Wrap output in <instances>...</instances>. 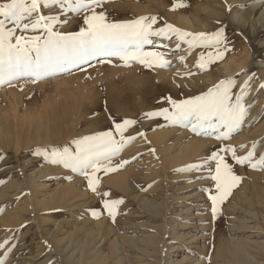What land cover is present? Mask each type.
<instances>
[{
	"label": "rangeland",
	"instance_id": "rangeland-1",
	"mask_svg": "<svg viewBox=\"0 0 264 264\" xmlns=\"http://www.w3.org/2000/svg\"><path fill=\"white\" fill-rule=\"evenodd\" d=\"M173 1L174 3H172ZM177 4L182 6H176ZM101 10L106 12L109 21H125L141 16H155L156 22L153 24V28L172 25L191 34L205 33L210 35L223 29L225 42L219 46V51L223 53V57L215 58L217 55L216 47L196 44L189 48L187 41L192 39L191 36L185 39H177L176 35L172 34L170 39L153 37L154 43L144 46L145 51H157L163 54V59L169 63L162 67L157 66L155 62L151 67H145L144 64L135 60H130L125 64L119 57L115 56L110 58L95 57L85 63L71 67L69 70L44 76L35 82L31 77L23 76L17 77L11 82L0 83V111L15 112L17 115L24 116L36 110L49 109L50 106H53L54 110L49 118V120L52 119L51 122L47 120V127L44 128V134L49 133L48 138L51 142L22 144L18 150H15L12 143H7V147L6 144L0 147V195H2L0 196V243L7 241L3 247H0V257L3 258L4 264H70L65 259L66 253L61 251L63 246L54 245V237L52 236H57V238L66 236L69 234L68 230H72L74 226H86L88 219L92 221L104 220L105 224L113 227L114 232H119H116L115 236L133 235L134 230H129L128 233L124 230L132 226L135 218L140 223H160L162 221L161 216L155 218L152 216L153 214L140 206L142 194L151 200L165 198L168 201L172 199L168 201L172 206L171 209L167 210L168 221L173 222L177 217V219H181L179 220L181 224H185V226L178 225L175 230L181 229L179 232L188 239L185 241L187 243L180 242V250L168 248L169 251L166 250L163 257V264H169L170 257H172L171 260H174L179 259L182 255H188L192 258L191 261L198 260L201 253L197 246L200 244L197 245L193 237L201 233L207 234L209 240L216 235H218L217 238L220 236L221 245L225 244L231 236L246 240L250 235L262 240L264 235L259 231V227L264 228V222L260 219L258 222H250L247 219V224L253 225L255 223L254 228L249 231L236 228L234 232L229 226H231L230 221L232 219L230 201L235 191L237 189L243 190V187L247 186V192H250L251 185L256 178L255 175L259 174L258 176L261 178L264 174V168L253 169L248 164H239L232 159L230 153L221 152L231 165L235 175L240 179L236 186L231 189L228 198L219 205L218 217L216 216L218 220L215 221L214 225L210 220L212 213L208 210V205L207 208H202L208 202L205 198L204 200L200 199V196H204L205 193L208 196L216 194L215 181L211 179L209 172V169L214 172L215 162L208 160L207 163H204L206 158L212 152L219 151L224 145L229 144L234 146L237 155L246 154V151L251 147L247 148V140L239 141L240 137L245 136V130L250 134L264 121V88L260 87L261 84H264V17L260 18V13L264 11V0H104ZM41 11L45 15L51 14L50 9L42 8ZM177 11H181L183 14L186 12V15H190L191 26L194 27L189 30V27L187 28L183 24H174L175 21H171L169 14ZM82 15L66 14L67 23H58L54 26L55 30L60 32L79 31L80 27L84 26ZM58 18L65 17L62 14ZM21 34L19 30L16 32V35ZM27 34H39V32L29 31ZM225 47L228 49L227 51H225ZM198 61L205 64L204 69H200ZM249 77H251L250 80ZM226 78H232L234 82L232 86L233 98L236 93L241 92V85L246 80L248 81V86L244 89L243 103L246 106L250 105L240 128L231 133L226 140L216 139L215 134H197L191 131V126L184 127L180 124L169 123L163 116L145 118L143 115L160 108L170 109L171 106L167 102L169 96L174 100L198 96ZM77 101L78 104H76ZM125 119L136 121V123L129 125L124 132L125 136L135 138L125 144L109 161H104V165L113 170L105 171L104 168H101L95 177L99 181L97 185L99 192L106 191L109 193L105 199L122 200V203L116 207V215L113 219L104 208L101 195L88 187L87 179L79 172L64 167L63 164L52 163L50 156L54 148L62 151L67 147L69 151L74 152L76 148L74 140L100 132L111 131L119 140L120 136L115 132L113 121L122 123ZM163 125L172 126L176 130L184 132L182 140L196 137L206 141V145L202 148L203 152L191 161L192 163H199L201 167L194 170L190 176L183 175L182 178L171 176L176 170L175 166L164 164L162 157L154 156L151 152L152 144L147 139V133ZM140 132H143L144 135H137ZM241 145L245 147L242 148ZM260 153H264V145L261 150L255 148L256 158ZM35 166L42 168L46 166L50 169V174L44 178V180L46 179L45 182L48 183V191L54 189L55 186L71 183L81 191L83 190L86 196L90 195L93 199L94 197L97 198L94 203L96 204L95 208H89L85 201L87 200L86 197L82 196L73 198L76 200L82 198L77 202L80 204L77 207L74 206V203L60 209L54 208V205L46 210L34 208V204L32 207V202L35 203V199L40 198L41 191L30 189V193V185L23 180L24 175ZM150 168H156L155 173L147 175ZM121 173H125L129 189H116L108 182L111 177ZM163 176L165 177L164 180ZM196 177L200 178L197 179ZM175 188L179 189L176 190ZM2 189L4 190L1 191ZM209 202L211 205V200ZM23 203L27 205L24 209L21 208ZM140 207L141 210H139ZM188 208L190 209L188 210ZM196 208H202L204 211L198 209L201 212L196 214ZM78 209L84 210L85 213L83 211L76 213ZM92 210L98 211V214L90 216L88 211L93 212ZM177 214L180 216L178 215V217ZM199 214H202L200 218ZM16 218L23 221L17 223L15 222ZM5 221L6 223H4ZM123 224L127 226L124 228ZM88 225L91 226V221L88 222ZM229 228H231L230 231ZM63 229L67 231V234H62ZM171 230L174 228H168L166 232V234L169 233L170 237L164 235L167 242L173 241ZM136 232V234H142V229L141 231L138 229ZM80 235L82 234L80 233L78 236ZM65 241L63 243H66ZM172 241L170 243H179ZM105 245L107 248V243ZM125 249H121V255ZM171 249L175 251L171 252ZM221 251H224L223 247L220 248V256L215 264H244L232 260L231 257L228 260L229 257L224 255L226 253L221 254ZM167 252L169 253L167 254ZM5 253L7 254L5 255ZM131 253L125 254L129 259V261L125 259L127 261L125 264H139L140 260L136 254ZM135 258L137 262L134 260ZM131 259L133 260L131 261ZM111 262L112 260H109L107 264ZM112 264L117 263L112 262Z\"/></svg>",
	"mask_w": 264,
	"mask_h": 264
},
{
	"label": "snow or ice",
	"instance_id": "snow-or-ice-1",
	"mask_svg": "<svg viewBox=\"0 0 264 264\" xmlns=\"http://www.w3.org/2000/svg\"><path fill=\"white\" fill-rule=\"evenodd\" d=\"M103 3L104 0H3L0 2V83L11 82L23 76L31 77L35 82L44 76L69 70L95 57L115 56L125 64L135 60L145 67H151L153 62L162 67L169 63L163 59V54L157 51H145L144 46L153 44V37L170 39L172 34H175L177 39L191 36L192 39L187 41L189 48L196 44L216 47L215 58L223 57V53L219 51V46L225 42L223 29L209 35L183 32L172 25L153 28L156 22L155 16L109 21L106 12L101 10ZM42 8L50 9L51 14H43ZM68 13L77 16L83 14L84 26L77 32L56 31L55 25L67 23ZM62 14L65 18H58ZM18 30L21 35H16ZM29 31L39 34L28 35ZM227 50L225 47V51ZM209 56L211 57V54ZM197 63L200 69H204L203 62ZM233 83L232 78L222 79L207 92L184 100H174L169 96L167 102L171 106L170 109L160 108L143 115L145 118L163 116L169 123L184 127L191 126V131L197 134H215L216 139L226 140L231 133L240 128L247 108L250 107L243 103L244 89L248 86V81L241 85V92L236 93L234 98ZM260 87L264 88V84ZM113 123L115 132L120 136L119 140L111 131L83 136L73 141L76 145L74 152L69 151L67 147L62 151L54 148L50 159L52 163L63 164L64 167L82 174L88 181V187L101 195L104 208L114 219L116 207L122 203V200L105 199L109 193L99 192L97 188L99 181L95 177L101 168L105 171L113 170L106 167L104 161H109L125 144L135 138L125 136L124 132L136 121L125 119L122 123L115 121ZM137 135L144 134L140 132ZM241 147L245 146L241 145ZM255 148L256 143L253 142L246 154L237 155L233 145H224L219 151L212 152L204 161V163L208 160L215 162L214 172L209 169L211 179L215 181L216 186V194L209 197L213 220L218 214L219 205L228 198L231 189L240 179L221 152L230 153L232 159L239 164H248L253 169L264 168V153H260L256 158ZM200 167L199 163L194 162L179 171H194ZM93 215H96L95 210ZM4 243H0V247H3ZM0 264H4L2 257Z\"/></svg>",
	"mask_w": 264,
	"mask_h": 264
},
{
	"label": "bare ground",
	"instance_id": "bare-ground-1",
	"mask_svg": "<svg viewBox=\"0 0 264 264\" xmlns=\"http://www.w3.org/2000/svg\"><path fill=\"white\" fill-rule=\"evenodd\" d=\"M172 3H174V1ZM177 3H179V2H177ZM185 13L183 14L181 11H177L175 13L169 14V18L171 19V21L172 20L175 21V23L173 22L174 24H176V25L177 24H183L187 28L189 27L188 29L190 30L194 26H191L192 21H191L190 15H186ZM262 17H264V11H262L260 13V18H262ZM76 104H78V101ZM79 109H80V107H79ZM70 110H72V109H70ZM77 110H78V108H77ZM53 111H54L53 106H50V108L49 109L47 108L46 110L45 109L41 110V111L36 110V111L32 112L31 114H26L24 116L17 115L15 112L14 113L13 112H7L5 110L0 111V147L4 146V144H6V147H7V143H12L14 145L15 150H18V149H20V147H22V144L28 145L31 142H36V144H37V142L45 144L44 142L50 141L48 138L49 133L44 134V132H45L44 128L47 127L46 121L49 120ZM66 112H64V113H66ZM54 115H56V114H54ZM51 120H49V121L51 122ZM52 135H54V134H52ZM182 135H184V132L176 130L172 126H165V125L158 126L154 129L150 130L147 133V139L152 144V151L151 152L154 154V156L162 157V161L164 164H168L170 166H175L176 170L174 171V173L171 176H174V177L178 176V178H182L183 175L190 176L193 173V171H188V170L179 171V169H182L186 165H189L195 156H197L203 152L202 148L206 145V143H205L206 141L204 142L203 140L196 138V137L190 138L188 140H182ZM244 135L245 136L240 137L239 141L247 140V148L252 147L253 142H255L256 143V149L261 150L262 146L264 145V121L261 122L256 127V129L253 130V132H251L250 134L247 130H245ZM54 137H56V136H54ZM191 164H192V162H191ZM155 169L150 168L149 174H147V175L154 174ZM125 173H127V172H125ZM125 173H121L119 175L111 177L108 180V182L113 187H115L116 189H121V190L122 189L123 190L129 189V187L127 186ZM49 174H50V169L46 168V166H45V168H42L40 166H35L32 169H30L26 175H24L25 177H24L23 181L26 184L30 185L29 191H30V189H36V190L41 191L40 192V198L35 199L36 200L35 203L32 202L31 195H30V201L32 202V207L34 204V208H38L39 210H46V209H49L51 206L54 205V208L60 209L61 207H64L67 205L71 206V205H73V203H74V206L77 207L78 205H80L77 202L79 200H81L82 198H79V200H76L73 198L82 196V197H86L87 200H85V201H86V204L89 206V208H91V209L95 208L94 206L96 204H94V203H95V200L97 201V198L94 197V199H93L92 197H90V195L86 196V194L83 190H82L83 191L82 192L77 186L71 185V183L70 184L69 183L61 184V185H58L57 187L55 186L54 189H52L51 191H48L47 190L48 183L45 182L46 179L44 180V178L47 177ZM143 175H144V173H143ZM258 175H255L256 178L254 179V181L251 185V191L250 192H247L248 187L244 186L243 190L237 189L235 191L234 195L232 196V199L230 201L231 202L230 212L232 213V219L230 221L231 226H229V225L228 226L232 227L234 232H235L236 228L247 230V231L252 230L254 228L255 223L253 225H249V224H247V219H249L250 222L251 221H257L258 222V219H260V221L264 222V174H262L261 178H259ZM166 177H167V175H166ZM164 179H165V177L163 176V180ZM18 181H20V180H18ZM18 186H19V184H18ZM5 187L7 188V185H5ZM8 187H9V185H8ZM178 189L179 188H177L176 190H178ZM3 190L4 189H2L1 191H3ZM30 193H31V191H30ZM32 194L34 195L35 193L33 192ZM196 195H197V193H196ZM0 196H2V195H0ZM175 196H177V195H175ZM140 197H141L140 206L143 209L149 211L151 214H153L152 216H155V218H156V216H161L162 221L160 223H157V222H152V223L151 222H141L140 223L138 221V219L135 218L134 221L132 222V226L130 228H128V229L126 228V230H124L126 233H128L129 230H134L133 235L121 234V236H117V235L115 236V233L117 231L114 232L113 227H111V225L105 224L106 222H104V220L92 221V220L88 219L87 222L85 221L87 223L86 226L83 225V226L79 227V225L78 226L76 225V227L74 226V228L72 230H70V231L68 230L69 234H67L66 233L67 231H64V229H63L64 232H62V234L63 235L67 234L66 236L62 235L63 237H58V238H57V236H52V237H54V245L58 244V247L60 245L63 246V249L61 251H64L66 253L65 259L70 264H88V263H90V264H107V262H109V260H112V262H116L117 264L118 263L119 264H125V263H127V261H129L128 257H126L125 254L130 253V252H132L134 255L136 254L138 259L140 260L139 264H163V257H164L166 250L169 251L170 248H172V249L175 248V250H180V247H181V245H179L180 242L183 243L186 240H188L185 238V235L183 233L179 232L181 229L179 231L175 230V228L177 229L178 225L185 226V224H181V222H179V220H181V219H177V217L175 218L174 216L173 217L175 218V220L177 219V222L175 220H173V222L168 221L167 210L172 208V206H170V203L168 201L169 200L171 201L172 199H169L168 201L165 198L162 200H160V199L154 200L153 199L154 200L153 201L148 196H144L143 194ZM171 197L173 198L172 195H171ZM179 197H175V198H179ZM209 197L210 196H208V194L205 193L204 196H200V199L202 198V200H204V198H205L206 202H208V204L203 205L202 208L206 207L208 205V207L210 208V209L208 208V210L211 211V205L209 202L210 201ZM31 202H30V204H31ZM99 203H100V201H99ZM136 203H138V201H136ZM22 205L23 206L21 208H23V209L25 208V206H27V205H25V203H23ZM83 205H84V202H83ZM229 205H230V203H229ZM141 207L139 210H141ZM185 208H183V209H185ZM202 208H196V214H198V212L204 211V209H202ZM189 209L190 208H188V210ZM198 209H201V211H198ZM180 210H182V208H180ZM82 211L84 212V210L78 209L76 211V213H81ZM191 211H188V212H191ZM88 212H89L88 214L90 216H94L93 212H91V211H88ZM179 213H181V212H179ZM97 214H98V211H96V215ZM178 215L179 214H177V216ZM198 216L200 218V216H202V214H199ZM217 217H218V215H217ZM210 220H212L213 225H214L215 221L218 219L215 218L213 220V218L211 216ZM21 221H23V220H20V218L15 219V222H17V223L18 222L21 223ZM89 221H91V226L88 225ZM54 222L56 223V221H54ZM240 222H241V224H239ZM4 223H6V221ZM127 223H128V221H127ZM82 224H84V223H82ZM124 224H123V227L125 228L127 225L124 226ZM259 225H260V223H259ZM171 227L174 228V230H171L173 233V234L171 233V235H172L171 237H173V241L172 240L171 241L172 242H179L178 244L170 243L171 241H169V242L166 241V237L164 235L166 234L167 229L171 228ZM202 228H204V227H202ZM138 229L140 231L142 229V234H140V233L136 234L137 233L136 231ZM204 229H207V228L205 227ZM230 229L231 228H229V231H230ZM259 231H261V233H263V235H264V228L259 227ZM60 232H61V230H60ZM80 233L82 235L78 236ZM117 233H119V232H117ZM229 233H232V232H229ZM168 234H166V235H168ZM60 235H61V233H60ZM217 237H218V235L212 237V239L209 240L208 235L205 233L204 234L201 233L200 235L193 237L195 243L197 245L200 244L199 246H197V249L201 253V256L198 258V260L196 259V261H194V260L191 261L192 258H190L188 255H182V257H180L179 259H174V260H171L172 257H170L169 258L170 259L169 264H215L216 260L220 256V248L221 247L224 248L223 252L226 253L224 255H227L229 257L228 260L231 257L232 260H234V261L236 260V261L242 262L244 264H264V238L261 240V238H258V237L253 238L254 236L251 237L249 235V237L246 240H243V239L240 240L237 237L233 238L231 236L227 240V242H225V244L221 245L220 236H219V238H217ZM50 238H49V240H50ZM64 240H66L65 241L66 243H63ZM224 241H226V240H224ZM106 243H107V248L105 245ZM185 243H187V242H185ZM188 244H189V242H188ZM192 245H193V243H192ZM54 247L56 248V246H54ZM122 247L126 248V249L124 250V252L122 251L123 254L121 255V249H123ZM127 249H129V250L127 251ZM172 249H171V252L175 251ZM223 252L221 254H223ZM168 253L169 252H167V254ZM227 256H225V257H227ZM129 257H130V255H129ZM89 258H90V260H89ZM136 258L134 259L135 261H136ZM125 259H127V261H125ZM132 260L133 259H131V261ZM188 260L190 261L189 263H188ZM112 262L110 264H112Z\"/></svg>",
	"mask_w": 264,
	"mask_h": 264
}]
</instances>
